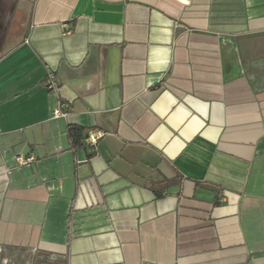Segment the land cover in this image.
Instances as JSON below:
<instances>
[{"label":"crops","instance_id":"obj_1","mask_svg":"<svg viewBox=\"0 0 264 264\" xmlns=\"http://www.w3.org/2000/svg\"><path fill=\"white\" fill-rule=\"evenodd\" d=\"M0 264H264V0H0Z\"/></svg>","mask_w":264,"mask_h":264},{"label":"built area","instance_id":"obj_2","mask_svg":"<svg viewBox=\"0 0 264 264\" xmlns=\"http://www.w3.org/2000/svg\"><path fill=\"white\" fill-rule=\"evenodd\" d=\"M47 84H48V87L51 89L56 88V82H55V78L53 74L49 75ZM62 107H66L65 104H61V107L55 110L54 112L55 116H66L68 114V112L63 110ZM104 135H105V132L103 131H99V130L89 131L87 136L85 137V142L88 143L92 147L96 146L100 138L103 137ZM16 160L20 165H29L34 160V156L17 155Z\"/></svg>","mask_w":264,"mask_h":264},{"label":"trees","instance_id":"obj_3","mask_svg":"<svg viewBox=\"0 0 264 264\" xmlns=\"http://www.w3.org/2000/svg\"><path fill=\"white\" fill-rule=\"evenodd\" d=\"M86 132V129L78 126V125H71L68 129V137L71 140L72 146H78L83 144L84 140V134Z\"/></svg>","mask_w":264,"mask_h":264}]
</instances>
